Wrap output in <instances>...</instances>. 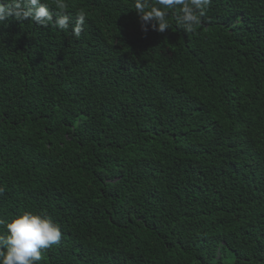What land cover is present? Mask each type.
<instances>
[{
  "label": "trees",
  "instance_id": "obj_1",
  "mask_svg": "<svg viewBox=\"0 0 264 264\" xmlns=\"http://www.w3.org/2000/svg\"><path fill=\"white\" fill-rule=\"evenodd\" d=\"M67 3L79 38L0 26V219L61 226L40 264H264V0Z\"/></svg>",
  "mask_w": 264,
  "mask_h": 264
},
{
  "label": "clouds",
  "instance_id": "obj_2",
  "mask_svg": "<svg viewBox=\"0 0 264 264\" xmlns=\"http://www.w3.org/2000/svg\"><path fill=\"white\" fill-rule=\"evenodd\" d=\"M212 0H135L134 7L141 20V28L147 31L151 23L153 30L164 33L169 30V11L177 13L176 20L185 32H195ZM67 0H0V26L15 20L25 21L43 28L55 27L69 31L76 38L84 32L87 12L81 8L75 18L68 12ZM6 189L0 186V196ZM0 264H40L42 250L59 245L63 232L61 226L50 216L32 211H23L10 221L0 219Z\"/></svg>",
  "mask_w": 264,
  "mask_h": 264
}]
</instances>
